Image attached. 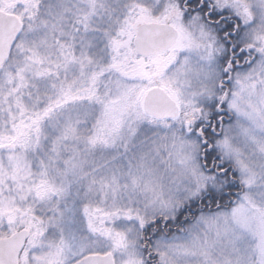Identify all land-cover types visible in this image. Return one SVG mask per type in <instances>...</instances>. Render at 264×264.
<instances>
[{
  "label": "snow or ice",
  "instance_id": "obj_1",
  "mask_svg": "<svg viewBox=\"0 0 264 264\" xmlns=\"http://www.w3.org/2000/svg\"><path fill=\"white\" fill-rule=\"evenodd\" d=\"M0 264H264V0H0Z\"/></svg>",
  "mask_w": 264,
  "mask_h": 264
}]
</instances>
